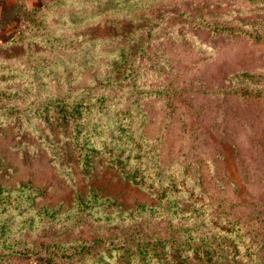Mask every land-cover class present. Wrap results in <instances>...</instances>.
Wrapping results in <instances>:
<instances>
[{
	"label": "rangeland",
	"instance_id": "374dc122",
	"mask_svg": "<svg viewBox=\"0 0 264 264\" xmlns=\"http://www.w3.org/2000/svg\"><path fill=\"white\" fill-rule=\"evenodd\" d=\"M121 235L167 254L119 263ZM180 244L264 264V0H0V264H173Z\"/></svg>",
	"mask_w": 264,
	"mask_h": 264
},
{
	"label": "trees",
	"instance_id": "16d2710c",
	"mask_svg": "<svg viewBox=\"0 0 264 264\" xmlns=\"http://www.w3.org/2000/svg\"><path fill=\"white\" fill-rule=\"evenodd\" d=\"M232 23L223 24L220 26L221 28H230L234 29L235 27L232 26ZM218 27V25H217ZM87 106V105H86ZM83 108V103L81 101H75L71 104V107H63L62 111L66 112L67 114H63L62 117H55V120L59 126H63V121L66 120L67 117L72 118L73 120H78V118L81 116ZM82 133L81 127L79 125L75 128V154L77 155L78 160L81 162L83 168L85 171L88 169L89 161L91 153L94 152V150L89 146L87 138L85 137L83 141L81 142L79 137ZM113 165L117 166V169L122 170L123 169V162L119 159V157H116V159L111 161ZM138 175L137 173H131L128 175V179L133 181L137 184H142V181L137 179ZM139 180V181H138ZM152 192H154L158 199H163L167 194V188H159V189H152ZM78 197V196H77ZM76 197V198H77ZM80 201H83L81 197H79ZM143 207V206H140ZM134 238H128L126 235H121L119 237H116L117 244H113L112 247H110L111 250L117 251L119 254L118 261L119 263L123 262L122 255H120L121 252L125 254L128 258V262L134 259H138L139 261H142L143 259H147L148 257H163L165 254H167V251L165 250L166 242L162 246L161 242L158 240L153 241H138L135 242ZM186 242H189V239L186 240ZM160 247L161 249H157V247ZM194 249L195 247H191L190 245L180 244L177 246L172 247V250L170 251V256L172 258L173 264H185V257L183 255L184 251H187L188 249ZM111 255V252H110ZM203 256L205 258L209 257V251H205L203 253Z\"/></svg>",
	"mask_w": 264,
	"mask_h": 264
}]
</instances>
